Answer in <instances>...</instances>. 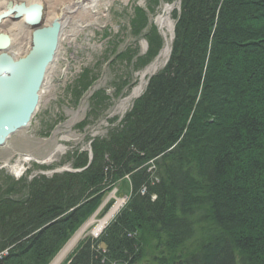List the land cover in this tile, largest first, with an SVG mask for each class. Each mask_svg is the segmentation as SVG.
Listing matches in <instances>:
<instances>
[{
	"label": "trees",
	"instance_id": "trees-1",
	"mask_svg": "<svg viewBox=\"0 0 264 264\" xmlns=\"http://www.w3.org/2000/svg\"><path fill=\"white\" fill-rule=\"evenodd\" d=\"M153 36L158 50L160 39ZM122 125L103 146L107 151L94 146L87 171L54 183L37 179L16 202L14 187L4 188L0 233L9 235L3 249L13 247L4 264L44 263L100 197H69L73 201L57 210L50 199L71 190V183L84 193L112 172L132 174L134 197L99 239L78 248L71 264H149L148 238L166 249L162 257L170 264H264V0H183L171 60ZM151 166L164 176L149 173ZM43 193L51 196L42 200ZM24 202L27 212L20 209ZM196 210L223 234L186 253L192 224L181 223Z\"/></svg>",
	"mask_w": 264,
	"mask_h": 264
},
{
	"label": "rangeland",
	"instance_id": "rangeland-1",
	"mask_svg": "<svg viewBox=\"0 0 264 264\" xmlns=\"http://www.w3.org/2000/svg\"><path fill=\"white\" fill-rule=\"evenodd\" d=\"M182 3L183 0H99L91 11L74 12L73 15L71 7L65 8L62 13H66L67 18H64L60 46L41 91L38 113L30 127L14 135L9 143L0 149V194L13 186L14 188L10 189V193H14L11 195L13 201L25 199L28 197L26 192L37 179H47L49 183H54L65 175L83 173L95 162L94 146L103 152L107 151V147L103 146L111 140L113 133L124 128L122 124L127 115L145 95L152 78L169 64L177 23L182 14ZM166 7H171V11L167 15V22L162 25L160 17ZM6 9L7 7L2 11ZM4 21L13 22V19ZM51 22L53 21H47ZM153 34L156 39H160L158 50L153 49ZM13 39L15 52L20 44L18 39ZM167 39H170L171 52L160 61L158 71L143 80V73L165 50ZM142 83L143 92L137 98H132L135 88ZM104 158L109 160L107 154ZM161 161L159 163L162 164ZM151 167L147 169L149 173L155 171L159 177L164 176L163 170L156 166ZM137 171L139 170L134 172ZM131 178L132 174L119 178L117 173L114 175L112 172L103 182L90 183L84 193L81 192L80 186L71 183V190L54 195L50 199L51 204L49 202V206L52 205L51 210H57L60 203H71L73 200L69 197L78 199L94 193L92 199H100L99 205L90 212L84 223L69 235L65 244L51 250L42 264H54L78 232L115 194V197L123 201L116 216L98 236H94V229L90 228L74 250L59 264H71V259L79 247L90 238L99 239L134 197ZM60 184H63V181ZM48 186L45 185V189ZM62 187L53 188L48 192L57 193ZM146 191L147 188H143L141 193L145 194ZM45 195L51 196L43 193L42 200ZM156 198L154 195L153 200ZM116 203L115 199L112 200L96 218L99 221L105 218ZM27 208V202H24L20 209L27 212ZM63 208L65 206L61 207ZM74 210L72 208L67 213ZM35 211H32L31 215ZM34 214L39 217V213ZM54 222L51 221L42 229H47ZM185 222L181 224H192L186 231L188 238L183 248L186 253L200 252L202 247L217 237L220 239L223 234L210 223V219H204L202 213L197 210L194 213L191 211ZM8 237L4 232L0 233V264L5 263L13 248L3 249ZM20 243H17V246ZM162 248L158 247L155 240L148 238L144 244L145 260L149 264H170L165 259L166 254L162 257L166 251ZM139 250L141 249L136 250L135 257L140 254Z\"/></svg>",
	"mask_w": 264,
	"mask_h": 264
},
{
	"label": "bare ground",
	"instance_id": "bare-ground-1",
	"mask_svg": "<svg viewBox=\"0 0 264 264\" xmlns=\"http://www.w3.org/2000/svg\"><path fill=\"white\" fill-rule=\"evenodd\" d=\"M98 2L99 0H0V42H2L4 45H7L6 47L0 48V63L2 62L8 63L9 59L13 60L14 62H17L19 59L27 58L34 49L33 36L38 31L51 29V31L54 32V34H56V36L58 37L59 43H57V46L59 48L60 40L63 33V25L65 23L64 18H67L65 15L66 13H62L64 12L65 8L71 7V13L73 15L74 12L91 11ZM15 6L22 8L23 14H26L25 12L31 9H38V13L42 15V18L38 22L37 27H33V25L27 22L26 19L27 15H23L20 18H16L13 16L3 18L7 14V12L13 9ZM6 7H7L6 11L3 12L2 10H4V8ZM170 11H171V7L164 8L163 14L160 17V23L162 25H165V23L167 22L168 19L167 15L169 14ZM10 18L13 19V22L4 21ZM47 21H53V22L47 23ZM56 23H59L60 26L59 28L55 25ZM6 38L8 39V41L6 40ZM13 38L18 39L20 44V46L17 48L15 52L13 51V47H14ZM57 51L58 49L55 52L53 62L47 67L44 73L43 72L41 73V77L43 80L41 91L44 88L50 68L55 61ZM170 52H171L170 39H167L165 50L163 51L159 59L143 73V80H145L148 76L158 71L160 67V61L163 58H166ZM143 88H144V83H142L140 86L135 88L132 94V98L135 97L137 98L138 96H140L141 93L143 92ZM40 103H41V93H40L39 105ZM39 105L37 111H35L32 115H30L31 122L28 127L32 125V122L38 113ZM19 132L20 131H17V133ZM17 133L11 135L6 140L4 145L0 146V149L4 148L12 139V137ZM114 199L117 201L114 208L105 218L99 221L96 217L100 216L103 210L105 209V207ZM122 204H123L122 199L119 200L117 197H115V194L112 197H110L107 200V202L101 207L99 212L82 228L80 232H78V234L65 248V250L61 253V255L58 257L57 261L54 264H59L60 262H62L64 258L71 251L74 250V248L77 246V244L80 242V240L83 238V236L87 233V231L90 228L94 229L93 232L94 236L100 235L103 232V230L106 228L107 224L119 212V210L122 207Z\"/></svg>",
	"mask_w": 264,
	"mask_h": 264
},
{
	"label": "water",
	"instance_id": "water-1",
	"mask_svg": "<svg viewBox=\"0 0 264 264\" xmlns=\"http://www.w3.org/2000/svg\"><path fill=\"white\" fill-rule=\"evenodd\" d=\"M25 13L22 8L15 6L3 18L27 15V22L37 27L42 18L38 9ZM55 25L60 27L59 23ZM57 43L58 37L51 29L38 31L33 36L34 49L27 58L0 63V146L11 135L29 126L30 115L37 111L40 101L41 73L53 62ZM6 46L0 42V48Z\"/></svg>",
	"mask_w": 264,
	"mask_h": 264
}]
</instances>
